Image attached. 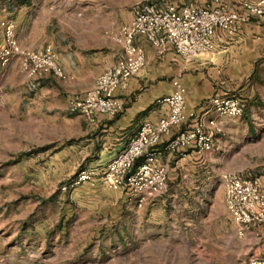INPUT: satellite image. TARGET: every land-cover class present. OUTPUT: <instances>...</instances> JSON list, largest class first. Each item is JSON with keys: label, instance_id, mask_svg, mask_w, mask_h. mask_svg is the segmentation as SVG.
Returning a JSON list of instances; mask_svg holds the SVG:
<instances>
[{"label": "crops", "instance_id": "obj_1", "mask_svg": "<svg viewBox=\"0 0 264 264\" xmlns=\"http://www.w3.org/2000/svg\"><path fill=\"white\" fill-rule=\"evenodd\" d=\"M170 2L181 4L184 0ZM121 5L120 0H0V19L14 22L18 44L38 51L50 46L65 75L44 74L35 79L24 75L12 92L19 100L34 103L38 117H41L44 105L54 108V120L61 124L62 137L66 141L61 154L83 162L80 170L103 169L126 146L141 123L155 122L166 115L167 105L157 99L172 93L174 78H178L185 88L186 108L195 111L197 116L206 119L214 116L210 105L213 95L238 98L244 111L258 109L253 105L260 98L254 77L259 66H264V57L258 61L264 55V16L242 24L233 37L220 33L213 53L189 59L180 57L171 45L158 54L143 36L137 35L134 42L145 53V65L128 80L125 87L115 92L122 102V109L113 117L98 114L93 123L70 112L67 101L83 94L95 78L117 60L120 46L114 37L132 17L131 11L124 17L121 15ZM18 62L17 58L13 59L0 69V99L3 101L8 98L6 83L11 73L19 68ZM26 111L25 115L24 110L18 107L10 112L23 119H15L20 127L31 121L30 110ZM239 118L221 119L223 130L214 138L211 151L198 152L193 148H187L182 153L163 151L159 161L167 167L168 187L148 204L136 205L127 191L116 189L120 203H124L138 217L137 223L146 225L150 230L158 228L140 239L145 240V244L151 241L155 244L157 237H173L172 233L178 229L188 233L194 226L197 230L196 223L201 226L223 224L226 220L227 250L236 236L245 252L264 254V225L260 227L259 235H239V227L225 205L224 189L218 194H211L212 187L206 186L215 176L213 172L217 173L215 162L223 156L227 145L221 138L243 127ZM9 125V132L15 130L13 123ZM185 127L175 126L171 134ZM167 138L162 137L158 148L164 147ZM262 172L260 176L264 182V168ZM187 181L199 183H191L187 187ZM98 186L100 190L108 189L100 184ZM193 233L189 235L197 237ZM213 236L211 241L217 243ZM152 256L153 259H165L163 255L152 253Z\"/></svg>", "mask_w": 264, "mask_h": 264}, {"label": "rangeland", "instance_id": "obj_2", "mask_svg": "<svg viewBox=\"0 0 264 264\" xmlns=\"http://www.w3.org/2000/svg\"><path fill=\"white\" fill-rule=\"evenodd\" d=\"M120 1L124 17L140 0ZM18 66L6 83L8 100L0 99V264H247L251 252H245L236 236L226 249L225 219L223 224L196 223L197 230L191 228L195 238L178 229L173 237H157L155 244H145L140 239L158 228L137 223L136 214L120 203L117 188L100 190L98 183L86 182L63 189L83 162L61 154L66 141L61 124L54 120V108L44 105L38 117L34 103L23 102L12 92L25 75ZM257 73L254 81L260 98L253 105L258 109L244 111L243 107L239 118L243 127L221 138L227 145L215 162L219 174L263 173L264 66ZM18 107L25 115L28 109L31 113L24 127L16 122L17 117L23 119L10 113ZM10 123L15 129L11 132ZM217 173L206 185L212 187L211 194L223 189ZM186 183L190 187L199 181ZM212 234L217 243L211 241ZM152 253L165 259H153Z\"/></svg>", "mask_w": 264, "mask_h": 264}, {"label": "built area", "instance_id": "obj_3", "mask_svg": "<svg viewBox=\"0 0 264 264\" xmlns=\"http://www.w3.org/2000/svg\"><path fill=\"white\" fill-rule=\"evenodd\" d=\"M132 17L114 39L120 46L116 62L100 73L92 86L69 100L68 110L81 115L87 122L97 115L115 116L122 102L115 92L145 65V53L135 44L143 36L162 54L167 45L182 58L213 53L219 34L233 37L241 25L252 18L264 16V0H184L181 4L164 1H137L131 7ZM13 58L29 79L53 74L64 77L56 53L50 46L38 51L21 47L14 33V22L0 19V66ZM171 94L157 99L167 105L166 115L155 122H143L126 146L101 170L82 169L71 177L63 189L82 183L102 185L108 189H123L139 205L161 196L168 185L167 167L159 161L163 151L182 153L187 148L198 152L213 149L216 135L223 130L222 118H237L243 105L236 97L213 95L210 105L214 116L203 118L188 110L185 88L178 78L172 80ZM191 121V122H190ZM187 127L171 134L173 127ZM163 136L167 141L158 148ZM140 161L138 162V160ZM227 211L238 225L239 235H259L264 225V182L261 176L240 171L220 173ZM247 264H264V254H250Z\"/></svg>", "mask_w": 264, "mask_h": 264}]
</instances>
